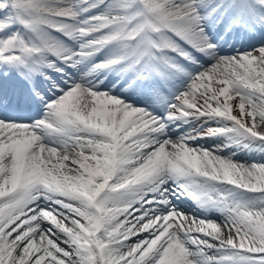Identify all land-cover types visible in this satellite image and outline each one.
<instances>
[{
  "label": "snow or ice",
  "instance_id": "1",
  "mask_svg": "<svg viewBox=\"0 0 264 264\" xmlns=\"http://www.w3.org/2000/svg\"><path fill=\"white\" fill-rule=\"evenodd\" d=\"M25 103L0 264H264V156H237L264 153V0H0V113Z\"/></svg>",
  "mask_w": 264,
  "mask_h": 264
},
{
  "label": "rangeland",
  "instance_id": "2",
  "mask_svg": "<svg viewBox=\"0 0 264 264\" xmlns=\"http://www.w3.org/2000/svg\"><path fill=\"white\" fill-rule=\"evenodd\" d=\"M212 142H216V141L214 140V141H211V143H212Z\"/></svg>",
  "mask_w": 264,
  "mask_h": 264
}]
</instances>
